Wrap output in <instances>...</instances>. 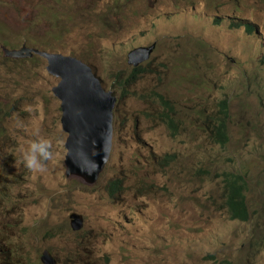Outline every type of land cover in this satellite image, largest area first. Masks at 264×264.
<instances>
[{
    "label": "rangeland",
    "instance_id": "obj_1",
    "mask_svg": "<svg viewBox=\"0 0 264 264\" xmlns=\"http://www.w3.org/2000/svg\"><path fill=\"white\" fill-rule=\"evenodd\" d=\"M23 42L77 54L117 95L100 177L69 170L58 80L2 49ZM225 98L223 144L210 116ZM38 136L53 157L32 172L20 150ZM223 170L248 180L246 220L223 204ZM0 194V264H44V248L55 264H264V0H0Z\"/></svg>",
    "mask_w": 264,
    "mask_h": 264
},
{
    "label": "water",
    "instance_id": "obj_2",
    "mask_svg": "<svg viewBox=\"0 0 264 264\" xmlns=\"http://www.w3.org/2000/svg\"><path fill=\"white\" fill-rule=\"evenodd\" d=\"M155 46L156 43L143 46L147 58L152 54ZM137 48L132 51L139 57L138 63H141L143 61L142 53ZM34 53L45 57L47 63H53L54 70L51 74L59 78L57 85L54 86L55 90L65 100L66 106L75 113L76 118L87 122L96 132L98 138L104 141L106 147L101 150L103 162L99 165L100 173L108 157L107 150L112 142L113 113L117 97L102 85L90 65L77 56L32 48L30 55L32 56ZM71 217L72 228L80 229L82 224H74V222L83 221L81 214L73 213ZM42 254L51 257V262L56 260L47 249Z\"/></svg>",
    "mask_w": 264,
    "mask_h": 264
},
{
    "label": "bare ground",
    "instance_id": "obj_3",
    "mask_svg": "<svg viewBox=\"0 0 264 264\" xmlns=\"http://www.w3.org/2000/svg\"><path fill=\"white\" fill-rule=\"evenodd\" d=\"M2 47L6 56H12L13 58H25L31 56L30 50L32 47H28L24 44H22L19 48L13 49H10L5 45ZM137 49H139L138 51L142 53V60L146 61L147 53L144 52L143 46H140ZM128 57L129 62L133 64V66L139 65V57L136 56L132 50L129 52ZM47 70L50 73L53 72V63H48ZM53 92L61 101L63 129L68 133L67 141L65 143L67 148L66 163L68 168L72 172L86 173L89 174L92 179H96L99 175V165L103 162L101 150H104L106 145L104 141L98 138L96 132L87 122H83L76 118L75 113L66 106L65 100L54 87ZM70 173L71 172L67 174V177H69ZM78 223H80V221L74 222V224ZM41 259L44 264L56 263V260L51 262L52 258L46 257L44 254Z\"/></svg>",
    "mask_w": 264,
    "mask_h": 264
},
{
    "label": "clouds",
    "instance_id": "obj_4",
    "mask_svg": "<svg viewBox=\"0 0 264 264\" xmlns=\"http://www.w3.org/2000/svg\"><path fill=\"white\" fill-rule=\"evenodd\" d=\"M155 43V42H153ZM153 43L149 44V45H152ZM22 44H26V42H23ZM149 45H142V46H149ZM156 47V46H155ZM32 48H37V47H32ZM134 48H137V47H134ZM133 48V49H134ZM40 49V48H38ZM131 49V50H133ZM41 50H44V49H41ZM47 51V50H45ZM48 52H57V53H63V54H66V55H73V56H77L78 58H80L77 54L75 53H68V52H63L62 50L60 49H53V51H48ZM153 53V52H152ZM152 55V54H151ZM151 55L147 58V60H149V58L151 57ZM34 58H37V59H43L45 62H47V59L41 55H38L36 53H34L32 55ZM82 59V58H80ZM83 60V59H82ZM146 60V61H147ZM84 61V60H83ZM146 61H142L141 63H139L138 67H133V70L137 71L139 69V66L142 65L144 62ZM86 62L87 64H89L87 61H84ZM127 63H129V58L127 56ZM131 65V64H130ZM52 76H54L53 74H51ZM97 76V75H96ZM58 81H59V78H57L56 76H54ZM98 77V76H97ZM99 78V77H98ZM100 79V78H99ZM57 81V83H58ZM57 83L55 85H57ZM54 85V86H55ZM121 85L124 86V83H121ZM108 90V89H107ZM113 94L117 97V95L113 92ZM159 100H160V103L161 105L164 107V109H166L167 111H169V109L173 108V105H172V102L171 100L167 99L166 97H164L163 95H159L158 96ZM118 100V99H117ZM117 100H116V103H117ZM116 105V104H115ZM115 108V107H114ZM113 116H114V113H113ZM217 117H224V122H225V132H226V136L225 138H222L220 137L217 133H216V125H217ZM228 118H229V99L228 98H225L223 99L221 102H220V108L218 110H216V112H214L211 116H210V120L212 121V128L210 129V132L212 135H214V138H215V142H219V143H227L228 140H229V132H228ZM164 120L167 122V125L170 129V131H176L177 130V127H178V124L175 120V118L170 114V113H166L165 116H164ZM174 125V126H173ZM173 126V127H172ZM34 135H36L35 132H33ZM173 134V133H171ZM113 135H114V122H113V133H112V138H113ZM112 144V142H111ZM110 147L111 145L109 146L108 150H107V154L109 155V150H110ZM52 145H51V141L47 138H44V137H37V139L31 141L26 148H21L20 150V162L23 164V166L28 169L29 171H32V172H43L45 170V165H44V162L45 161H49L52 159L53 157V152H52ZM108 159V157H107ZM106 159V161H107ZM106 161L102 167V170L100 171L99 173V177H100V174L102 173L104 167H105V164H106ZM238 175H241L245 181V189H244V195H245V198H247V185H248V180L246 178L245 175L242 174L241 171L239 172H231V171H227V170H223L222 171V177H223V183H227V178H230V179H234L235 177H237ZM97 182V180L95 181V183ZM94 183V184H95ZM224 195V192L222 190V196ZM0 196H3L2 194H0ZM225 202H223L224 204ZM229 210H231L229 208ZM232 211V210H231ZM73 213H78V214H81L82 218H83V221H85V217L82 213H79V212H76V211H73L70 213V220H72V217H71V214ZM231 218H234L233 217V212H232V215H231ZM84 228V226H82L80 229H73L71 224H70V229L74 232H79L81 231L82 229ZM47 249V248H44L41 250V254L42 252ZM50 251V253L52 254V256L57 260V258L53 255V253L51 252L50 249H47ZM72 255H78L79 253H81V250L79 249H73L71 250L70 252Z\"/></svg>",
    "mask_w": 264,
    "mask_h": 264
},
{
    "label": "trees",
    "instance_id": "obj_5",
    "mask_svg": "<svg viewBox=\"0 0 264 264\" xmlns=\"http://www.w3.org/2000/svg\"><path fill=\"white\" fill-rule=\"evenodd\" d=\"M4 45L8 47L7 44ZM133 67H138V66H133ZM216 133L220 137L225 138L226 132H225L224 117H217ZM175 156H176L175 153L174 155H167L163 159V162L169 163L171 159L175 158ZM244 189H245V181L241 175H238L234 179L227 178L226 201L224 202L226 203L227 208L228 209L230 208L232 210L233 217L242 220H246L250 216V210L248 208L247 201L244 195Z\"/></svg>",
    "mask_w": 264,
    "mask_h": 264
}]
</instances>
